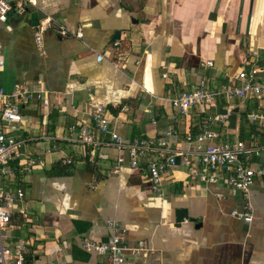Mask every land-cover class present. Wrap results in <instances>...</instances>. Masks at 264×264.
Masks as SVG:
<instances>
[{
    "label": "crops",
    "instance_id": "0c3cea01",
    "mask_svg": "<svg viewBox=\"0 0 264 264\" xmlns=\"http://www.w3.org/2000/svg\"><path fill=\"white\" fill-rule=\"evenodd\" d=\"M49 18L70 34L47 27L40 50L35 31ZM116 30L120 37L112 40ZM0 44V86L33 91L19 104L23 121L13 134L35 165L26 171L14 162L15 176L0 179L4 189L25 192L3 231L6 244L27 242L26 264H107V254L83 242L107 240L108 219L126 228L127 246L147 245L128 253L125 264H264V176L244 192L194 180L180 163L156 192L147 169L156 153L137 167L124 153L118 166L115 147L79 139L99 102L125 140L155 139L173 128L172 147L184 149L186 135L208 123L220 132L215 142L264 147V94L222 96L178 120L171 103L203 80L238 84L241 69H256L264 82V0H37L0 21ZM249 162L264 165V150ZM233 210L250 212L252 220Z\"/></svg>",
    "mask_w": 264,
    "mask_h": 264
},
{
    "label": "built area",
    "instance_id": "2783aa9c",
    "mask_svg": "<svg viewBox=\"0 0 264 264\" xmlns=\"http://www.w3.org/2000/svg\"><path fill=\"white\" fill-rule=\"evenodd\" d=\"M37 0H0V21H6L10 11L24 13L29 4H36ZM47 27L53 29L60 36H68L70 30L63 24L51 18L41 21L35 31V39L42 50L43 32ZM82 36V31L76 32ZM98 59H103L102 55ZM5 58L0 44V69L4 67ZM206 64L212 65L211 61ZM257 70L246 71L241 69L237 72L238 84L223 83L219 86H210L205 80L200 82L194 89L182 91L171 98L172 106L176 109L175 120L180 115L188 114L190 110L198 106H211L219 97L227 99L251 98L264 94V82L257 80ZM243 82V83H242ZM44 90H37L39 97ZM33 91L28 87L18 86L11 93H7L0 86V179L2 177H14L16 167L14 162L23 170L30 171L35 165V160L30 155H25L21 150L22 139L14 134L18 124L23 121V115L19 104L32 97ZM48 102L46 98L43 99ZM93 125H84L79 128V139L86 143L113 146L118 150V166L125 161L124 153L129 154V163L137 167L141 158L156 153L155 158H149L147 169L156 192L161 191L163 174L168 170L175 169L180 163L188 170L187 174L192 179L202 183L224 182L226 185L248 192L256 177L264 176V165L252 166L249 162L252 153L260 154L264 147L247 146L244 141H219L220 132L212 129L208 123L202 124L195 134H187L186 140L189 147L176 149L171 145L170 137L175 130L169 129L155 139L147 137H135L125 140L111 126L109 113L106 107L94 102L91 109ZM256 117V115H253ZM75 126H72L74 129ZM96 132L106 135L108 138L97 139ZM68 163L71 159L66 160ZM25 192L21 189H4L0 183V264H26L25 255L28 250L27 242L18 241L13 245L4 242V228L10 224L17 203L21 202ZM24 211V210H22ZM232 215L251 221L250 212L233 210ZM107 224L112 230L111 236L105 241L85 240L83 247L94 250L101 254H107V264H125L127 254H139L147 249L145 241L127 246L124 243L126 228L116 219H108ZM167 264V263H160Z\"/></svg>",
    "mask_w": 264,
    "mask_h": 264
},
{
    "label": "water",
    "instance_id": "95a60500",
    "mask_svg": "<svg viewBox=\"0 0 264 264\" xmlns=\"http://www.w3.org/2000/svg\"><path fill=\"white\" fill-rule=\"evenodd\" d=\"M241 13V12H240ZM240 19H241V16L239 14V20H238V23H240ZM223 27H225V24H223ZM120 37V30H116L113 37H112V40H116Z\"/></svg>",
    "mask_w": 264,
    "mask_h": 264
}]
</instances>
